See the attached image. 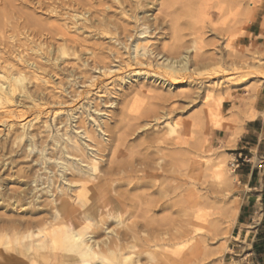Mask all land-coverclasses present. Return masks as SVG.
<instances>
[{"label": "rangeland", "instance_id": "1", "mask_svg": "<svg viewBox=\"0 0 264 264\" xmlns=\"http://www.w3.org/2000/svg\"><path fill=\"white\" fill-rule=\"evenodd\" d=\"M263 6L0 0V51L44 77L30 81L37 101L18 99L16 121L34 120L33 137L19 140V124L0 121V264H163L155 250L188 264H264V45L247 33ZM121 166L123 224L56 218L82 182ZM193 229L200 242L183 243ZM53 240L78 248L50 263Z\"/></svg>", "mask_w": 264, "mask_h": 264}, {"label": "bare ground", "instance_id": "2", "mask_svg": "<svg viewBox=\"0 0 264 264\" xmlns=\"http://www.w3.org/2000/svg\"><path fill=\"white\" fill-rule=\"evenodd\" d=\"M240 15H241V12H240ZM2 23L3 22L0 20V31H2L3 28H5L4 27L5 23H4V26ZM144 29L147 30L149 28L145 27ZM1 43H2L1 45L5 44V42H1ZM137 48H138L137 46L134 47V52L137 50ZM62 50L63 48H59V51L61 52V54H65V53H62ZM2 51H0V121L2 120L6 121V119L10 120L9 130L11 131L17 126V124H19V122L16 121V118H17L16 111L18 110V116L20 115L19 112L23 114V111L21 109V106L23 105V103L18 102V99L25 98V99H33V101H37L36 99L33 98L35 95V92L29 89L30 81L31 80L43 81L44 77L39 75L40 73L39 70H41L42 67L39 66L34 61L31 62L29 60H25L24 62L22 60L24 64L21 65V63H19L18 65L17 62L14 63L13 60H11L9 57H5ZM49 51L50 53H52L51 50ZM187 61H188V55H182L180 58L177 59L176 63H178L179 66H184L186 65ZM47 62H53V58L52 59L49 58ZM46 83H48V81H46ZM33 121L31 120L24 124L20 123L19 126L22 128L21 129L22 131L21 132L18 131L20 128L16 131L17 132L16 138L21 140V139L27 138L29 135L33 137L35 133L32 134L26 131L28 130V128H31L33 126V123H32ZM175 133H176V129L169 125L167 135L172 136ZM29 147H31L30 149L31 152H33L36 149H38L40 152L45 151L43 147H38L37 143H34V142H31ZM199 169H200L199 166L195 164L194 168L192 167L189 173L192 175L196 173ZM224 170L225 168H223V164L220 163V164L215 165V175L217 177L222 176L224 174ZM123 172H126V167L124 168L121 166L120 168L112 169L110 173V177L107 179L99 178L97 182L93 180L82 182L80 188L75 193V196L73 199L63 201L59 205L55 206L54 209H55L56 218L67 219V222H70L72 218H79L81 221H84V223H87L88 227L90 226L95 227L101 224L102 221L105 220L106 218H111V219L113 218L118 223L121 221L120 224L121 223L123 224L125 210L123 209L122 203L118 197L119 195L116 196L117 192H116V189L114 188L115 175H119L121 173L123 174ZM96 175L98 176V173ZM193 194L197 198L195 189H193ZM0 195H2V192L0 193ZM16 202H18V200ZM56 202L57 200L53 201L54 204ZM194 217L196 219H199L196 213H194ZM3 228L4 227H0V231H3ZM132 232L134 236L137 237L136 236L137 233H135L134 231ZM75 237H77V235L74 233L72 238H75ZM197 237H198L197 230L193 229L188 235H183L181 237V241L183 243L184 242H191V243L197 242L198 244L200 240H197ZM6 240H7V237L3 238L0 236L1 247L7 246ZM57 242L58 241L53 240L52 244L50 245V252L48 254V257L50 258V263L51 261L55 262L58 260V252L60 251L61 248L65 249L66 250L65 252L75 251L78 248L77 246H70L69 244H66V246L59 247ZM182 242L178 243L177 245H181ZM42 244H45V241H42ZM147 253L150 256H153V255L159 256L163 264H188L189 263L188 261L182 262V263L176 262L172 258L165 257L164 254H162L158 250L148 251ZM78 256H76L75 258H78ZM42 259L45 260L44 257H42ZM124 260L126 259L121 258L118 264H124ZM66 263L67 262L64 261V264ZM103 263H105V261H103ZM28 264H35V261H32V259H29Z\"/></svg>", "mask_w": 264, "mask_h": 264}, {"label": "crops", "instance_id": "3", "mask_svg": "<svg viewBox=\"0 0 264 264\" xmlns=\"http://www.w3.org/2000/svg\"><path fill=\"white\" fill-rule=\"evenodd\" d=\"M248 37L250 38L251 42H255L256 44H263L264 45V6L259 10V12L256 15L255 20L253 23L250 25L248 28ZM239 214V213H238ZM264 214V213H263ZM257 226L255 227L256 233H254V237L258 236L259 240L261 238V225L259 222L256 224ZM243 230L248 229L247 232H249V239L251 240L253 231H249V227H252L251 224L243 225ZM251 255V254H250ZM251 257V256H250ZM251 260V259H249ZM257 264H262L259 259H257Z\"/></svg>", "mask_w": 264, "mask_h": 264}]
</instances>
